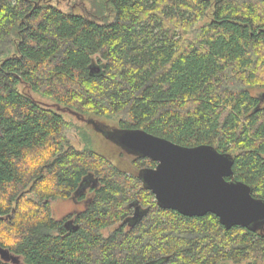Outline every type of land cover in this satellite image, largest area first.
Instances as JSON below:
<instances>
[{
    "label": "trees",
    "instance_id": "16d2710c",
    "mask_svg": "<svg viewBox=\"0 0 264 264\" xmlns=\"http://www.w3.org/2000/svg\"><path fill=\"white\" fill-rule=\"evenodd\" d=\"M252 90H264V0H0V247L26 264H264V225L161 208L138 177L156 162L113 142L142 162L129 175L75 148L61 111L212 145L264 199ZM71 197L84 208L56 219L51 200Z\"/></svg>",
    "mask_w": 264,
    "mask_h": 264
},
{
    "label": "water",
    "instance_id": "95a60500",
    "mask_svg": "<svg viewBox=\"0 0 264 264\" xmlns=\"http://www.w3.org/2000/svg\"><path fill=\"white\" fill-rule=\"evenodd\" d=\"M86 121L128 154L156 162L154 167L141 168L138 177L161 208L188 217L212 213L225 228L255 231L264 225V199L254 197L251 185L233 177L230 153L208 144L183 146L143 129L108 131L92 119ZM0 256L15 260L1 247Z\"/></svg>",
    "mask_w": 264,
    "mask_h": 264
},
{
    "label": "rangeland",
    "instance_id": "374dc122",
    "mask_svg": "<svg viewBox=\"0 0 264 264\" xmlns=\"http://www.w3.org/2000/svg\"><path fill=\"white\" fill-rule=\"evenodd\" d=\"M89 6V5H88ZM252 94L260 99V102L264 105V90H252ZM33 97L42 101H47L52 105L56 103L52 102L49 99L42 98L39 95L33 93ZM57 105V104H56ZM55 107V110H59ZM59 106V105H57ZM62 108V107H61ZM62 114L64 118L67 120H71L74 123V127L68 131L67 137L72 146L77 149L83 148L86 143H88L92 149L98 151L99 153L107 156L112 162L116 165V167L121 170L127 172L129 175H134L137 172L136 165L141 164L140 160H137V164L133 163V157L126 154L125 152H121L118 150L116 145L111 141V139L103 133L97 132L95 128H92L88 124H86L84 117H77L75 114L67 111L66 109H62ZM97 124L101 121L98 119H92ZM109 124H113L108 122ZM102 125V124H101ZM111 129V128H110ZM109 131V130H108ZM89 191H87V194ZM83 202H79L75 197H71L69 199H53L51 200V208L52 214L56 219L63 217L66 214L71 212L79 211L84 208ZM107 232V231H106ZM12 255V254H11ZM15 257L14 255H12ZM12 261L14 264H26L21 257H15V260ZM227 264H233L231 262H227ZM244 264V263H240Z\"/></svg>",
    "mask_w": 264,
    "mask_h": 264
},
{
    "label": "flooded vegetation",
    "instance_id": "af4514ba",
    "mask_svg": "<svg viewBox=\"0 0 264 264\" xmlns=\"http://www.w3.org/2000/svg\"><path fill=\"white\" fill-rule=\"evenodd\" d=\"M80 202V201H79ZM136 209H137V207H135ZM138 211V210H137ZM139 212H140V210H139ZM139 212H137V213H139ZM137 213H135V215L137 214Z\"/></svg>",
    "mask_w": 264,
    "mask_h": 264
}]
</instances>
